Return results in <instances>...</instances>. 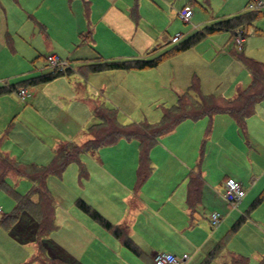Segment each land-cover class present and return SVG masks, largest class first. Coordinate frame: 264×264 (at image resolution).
<instances>
[{
    "label": "crops",
    "instance_id": "crops-1",
    "mask_svg": "<svg viewBox=\"0 0 264 264\" xmlns=\"http://www.w3.org/2000/svg\"><path fill=\"white\" fill-rule=\"evenodd\" d=\"M75 2L80 4L81 0H0L1 15H3L1 11H5H3L4 17H0V50L5 49V53L14 59V65L20 70L16 74H23L22 81L30 79V76L33 78L49 72H33L30 69L31 66H35L33 55L25 54L27 57H18L17 48L14 50L11 47L12 52L8 51L5 39L12 37L14 42L17 37L15 31L25 29V26L29 31L30 19L33 18L38 23L36 27L39 31L33 32L31 38L38 39L37 35H39L41 38L36 43L38 45L42 43V46L46 44L45 46L51 50L49 54L57 55L52 51L54 45L50 35L41 24H49V22H53L56 26L61 24L62 30L65 31V23L75 17L71 6ZM87 3L90 5L89 16L86 15L87 27L80 31L79 37L82 36L83 31L88 33L86 39L91 46L90 52H94L95 55L79 58L76 66L79 73L87 79H103L93 90L95 95L101 96V101L87 99L89 111L98 118L94 112L100 105L117 109L115 106L120 104V101L127 103L129 99L148 93L151 85L143 83L136 73H147L145 71L149 70L112 69L90 72L87 70V65L99 59L106 61L135 59L138 55L132 52L152 46L154 39L152 35H145V30L138 24L137 9L132 0H128L126 4H121V0H87ZM10 11L22 17V26L19 25L18 20H15L14 28L11 29ZM193 16L194 14L190 20ZM226 18H216L211 23L203 25L198 22L187 36ZM77 31L78 29L74 30L70 35L61 34V42L65 41L66 48L75 47L77 51L80 49L82 44L77 38ZM229 32L233 35L232 31ZM52 36L57 42L56 34ZM170 39L167 44L171 43ZM231 45H233L232 40L229 41V46ZM158 48L159 45H156L151 51L147 50V53L154 54ZM218 49L231 66H234V61L243 65L234 55L235 52H221L220 47ZM244 49V52L249 51L247 45ZM34 51L36 49L33 53ZM244 52L242 50L241 53L247 57L251 56ZM259 59L264 61V51H261ZM9 62L0 60V74H2L0 80L10 78L3 70ZM68 62L70 68L68 74H70L74 69L70 66L72 63L69 60ZM45 63L48 66L46 61ZM243 67L245 68L244 65ZM246 71L244 75L239 72L238 76L241 77L238 79L233 76L220 94L208 93L210 91L204 89L202 90L204 95L235 97L239 89L247 88L251 84L252 76L247 69ZM90 73H96L98 76H89ZM229 73L226 71V74ZM6 84L13 83H0V86ZM27 85L22 86L26 89L25 96L29 94ZM76 89L78 92L72 90L74 94H71V97L77 99V95L80 102L84 100L82 97L85 91L83 92L84 88L81 84ZM181 93H177V101ZM7 94L0 95V116L6 114L10 117L13 114L12 108L3 102L6 101L4 97ZM192 98L197 99L193 96ZM82 122L83 119L76 127L75 125L67 127L71 132L67 136H72L73 132H80L81 124L85 126L88 121ZM97 123L91 124L88 128ZM87 130L79 144L89 138ZM122 141L135 142L129 144L134 147L135 156H131L126 165L122 160L123 157L120 159L106 156V152L117 145L119 149H124L126 144H119L124 143ZM65 142L75 141L67 138L56 141L53 157L56 148ZM96 152L91 153L92 157L84 162L80 161L86 171V177H83L79 192L76 191L74 197L72 194L69 195L71 203L74 204L67 206L66 209L56 210V217L54 210V222L56 219L59 227L55 222L56 227L45 238L41 240L36 238L38 223L27 211H22L12 226L6 223L0 225V264H155L153 254L159 251L173 253L178 257L186 254L188 258L185 264H201L215 245L224 240L227 229L232 227L238 216L242 214L239 213V208L241 209L242 206L249 208L256 197L264 191V99L256 104L254 113L246 118L244 130L240 128L236 119L227 113L198 119H182L171 131L160 135L150 147L148 152L150 172L141 181L138 179L140 168L138 140L120 138L115 145L102 146ZM1 153L17 162L8 147L2 149ZM46 156L48 157L47 154ZM8 173L23 175L16 173L15 170ZM26 177L31 181L28 176ZM192 177L197 178L200 183L199 201L194 205L188 202ZM228 177L237 179L246 192L237 208H232L222 195L223 184ZM6 193L12 197L8 192ZM79 198L86 201L112 224L122 226L140 254H135L126 248L120 239L80 210L75 204ZM33 199L37 201V196ZM12 200L14 209L15 201L13 198ZM1 202L2 208L6 209L2 215H9L13 211V209L7 211L10 202L8 200ZM246 208L244 212L247 211ZM213 211L221 213L228 211L225 215L222 213V221L217 226H212L210 222V214ZM219 253L212 261L220 255ZM263 257L264 255L259 261ZM235 258L233 257V262Z\"/></svg>",
    "mask_w": 264,
    "mask_h": 264
},
{
    "label": "rangeland",
    "instance_id": "rangeland-1",
    "mask_svg": "<svg viewBox=\"0 0 264 264\" xmlns=\"http://www.w3.org/2000/svg\"><path fill=\"white\" fill-rule=\"evenodd\" d=\"M127 1L121 0V4H126ZM248 1L132 0L137 9L138 24L145 30V35H152L154 39L152 46L136 50L132 54L138 55L136 58L150 57L155 53L164 51V49H170L176 44H167L171 37L177 33H181V36L184 35L183 37H186L198 22L201 25L209 24L216 18H226L242 12H250L247 8ZM186 4L192 6L194 14L189 22H184L177 16V12ZM71 6L75 17L65 23V31L62 30L61 24L56 26L53 22H49V24L42 23L41 25L44 26V30L50 35L49 37L54 45L52 51L56 52L62 59L67 58L72 63L70 66L74 71L70 74L62 75L51 82L27 85L26 88L29 94L25 96V99L17 96V91L4 97L6 101L3 102L12 108L13 114L10 117L6 116V114H1L0 116V152L8 147L10 153L13 154L12 157L15 158L14 160L19 162L21 166L29 164L48 165L53 157L52 153L56 141L67 138L74 140L76 143L82 142L88 126L99 122L98 118L89 111L87 99L101 101V96L95 95L93 90L103 79H87L79 73L76 66L79 63L77 61L79 58H86L88 55H91L89 57H94L95 55L94 52H90L89 47L91 46L86 39L88 33L83 31V37H79L80 31L85 29V26L87 27L86 15L89 16L88 9L90 5L87 0H81L80 4L75 2ZM3 11L1 12L4 15ZM3 15L0 13V17H4ZM9 19L11 29L14 28L15 20L19 21L20 26L23 25L22 17L16 12L10 11ZM30 22L31 29L29 31L26 26L25 29L21 28L20 31H15L17 37L14 42L11 39L12 37L5 39L6 48L10 52H12L11 47L14 50L17 48V56L20 58L26 56L25 54L33 55L35 66L30 67L33 72H50L52 69L46 66L45 57L51 53V50L45 46L46 44L42 46V43L41 45L36 43L41 38L39 35H37L38 39L31 38V34L38 32L39 28L36 27L38 23L33 18L30 19ZM76 29H78L77 38L79 43L82 44L78 51L75 47L66 48L64 40L61 42V34L70 35ZM240 30L245 35L242 45L243 52L247 45L249 51L244 53L246 55L251 54V56H248L264 62L259 59L261 51H264V14L261 12L250 24H247L246 27L243 26ZM52 34H56L57 42ZM183 37H181L180 41ZM41 40L43 42V39ZM230 40L233 41V35L229 31L207 35L191 48L168 57L157 67L149 68V71H145L147 73H136L143 83H147L151 87L148 93L137 96L135 99H129L127 103L120 101L119 106L117 105L119 108L115 106L119 122L122 124L131 122L154 124L159 122L164 108L175 105L177 103V93L187 91L193 80L198 82L202 95H204L202 91L204 89L209 90L210 92L208 93L220 94V91L225 88L226 83L233 76L238 79L241 77V75L238 76L239 72H242L243 75L247 72L240 62L234 61V66H231L227 58L223 57L219 52V47L221 52H242V50L238 51L235 45L229 46ZM156 45H159L157 51L154 54H148L147 50L151 51ZM35 49L36 51L33 53ZM12 59L11 56L5 53V49L0 50V60L9 62ZM14 64L15 61L13 59L4 67V74H9L10 78H4L5 80H0V83L18 84L23 80V74H16L20 70ZM226 71L230 73L226 74ZM89 76L98 75L90 73ZM80 84L84 88L83 92L85 91V94L82 97L84 100L79 102V97L76 95L77 99H75V97H71V94H74L72 90L76 93L78 92L76 88ZM195 95L194 92L191 93V96L198 99V96ZM32 103H34V106ZM190 103L191 99H183V104L187 105ZM82 119L84 120L82 123L88 122L85 126L81 124L80 132H73L72 136H67L68 133H71L70 128L68 129L67 127L71 125L76 127ZM56 138L58 140H55ZM122 142L124 143L119 144H126L124 149H119V145H117L107 151L106 156L120 159L123 157L124 159L122 160L125 161L126 165L130 157L135 156L134 147L129 145L135 144V142ZM112 145H115V143ZM91 157V153H84L80 155V161L83 160L82 162H84V160ZM5 182L20 194L26 193L32 187L31 181L26 176H17L14 173H7ZM82 183L83 178L79 175V165L76 162L70 163L61 175L50 174L47 177L46 186L55 207V217L56 210L66 209L67 206L74 204V202L71 203L69 195L72 194L74 197L75 192H79V186ZM2 200L10 202L9 210L7 211H11L14 206V203H11V201L13 202L12 197L4 189L0 188V209L2 212H6V209L2 208ZM243 207L239 208V213L245 214L246 219L236 231H232L231 226L227 229L220 255L211 264H236L233 262V257L245 258L248 264H259V259L264 255V198L252 210L244 212L247 206ZM219 213L225 215L228 211ZM55 222L59 227L56 219Z\"/></svg>",
    "mask_w": 264,
    "mask_h": 264
},
{
    "label": "trees",
    "instance_id": "trees-1",
    "mask_svg": "<svg viewBox=\"0 0 264 264\" xmlns=\"http://www.w3.org/2000/svg\"><path fill=\"white\" fill-rule=\"evenodd\" d=\"M264 10H256L245 13H239L226 19L219 20L210 25L191 33L170 49H165L161 53L151 58H135L127 60H101L87 65L90 72H100L104 70L123 69V70H143L157 67L162 61L185 51L203 39L205 36L220 32L234 31L238 28L245 27ZM234 55L243 63L245 68L252 76L251 84L244 89H239L233 98H223L218 95H202L199 90V84L193 80L187 91L178 95V101L175 105L164 108L161 120L151 124L148 122H131L122 124L117 119V110L100 105L95 109V114L100 122L88 128L89 138L79 144L75 142H65L60 144L54 153L52 162L46 166L29 164L21 166L18 162L0 152V188L8 192L15 201L13 211L6 216H2L0 225L14 224L22 211H27L38 223L36 238H45L55 227L53 201L46 186V179L50 174L61 175L64 169L73 162L79 165V175L81 178L86 177V171L81 165L80 155L84 153H94L100 147L117 142L120 138L136 139L140 146V168L138 179L140 181L150 172L148 152L150 147L155 143L160 135L171 131L178 122L185 118L198 119L203 116H212L218 113H227L233 116L238 125L244 130V123L248 116L254 113L256 104L264 99V63L249 58L241 52H235ZM70 68L67 67L61 71H51L37 77L21 81L16 84H6L0 86V95L19 91L24 85H36L50 82L59 76L68 74ZM21 87V88H20ZM25 89V88H24ZM194 92L198 99H193L191 93ZM191 99L190 104H183V99ZM21 167V168H20ZM15 170L18 174L28 176L33 188L26 194H19L10 185L5 182V175L9 171ZM200 183L197 178H190V187L188 191V202L194 205L199 201ZM37 196V201L33 197ZM264 198V191L256 197L247 211L254 209ZM76 206L98 222L103 228L109 230L113 236L120 239L123 245L134 252L140 254L137 246L132 239L124 232L120 225L112 224L104 218L96 209L90 206L83 199H77ZM246 211V212H247ZM246 219L242 214L232 225L231 230L236 231L240 224ZM224 240L219 242L208 254L201 264H210L212 259L224 246ZM234 262L239 264H248L245 258H235ZM264 264V257L259 261Z\"/></svg>",
    "mask_w": 264,
    "mask_h": 264
},
{
    "label": "built area",
    "instance_id": "built-area-1",
    "mask_svg": "<svg viewBox=\"0 0 264 264\" xmlns=\"http://www.w3.org/2000/svg\"><path fill=\"white\" fill-rule=\"evenodd\" d=\"M247 8L251 11L256 10H264V0H249L247 3ZM193 15V10L191 5H185L179 12L178 16L184 22H189L190 18ZM181 34H176L171 37V43H177L181 39ZM245 35L240 30V28L236 29L233 34V45L236 46L238 51L242 50V45L244 41ZM234 46V47H235ZM45 61L47 62L48 66L53 71H61L65 68L69 67V62L66 59L60 58L56 54H49L45 57ZM20 98H24L26 95V89H20L17 92ZM224 191H223V198L224 200L232 207L237 208L240 202L243 200L246 192L243 185L235 178L228 177L224 181ZM1 209H0V220H1ZM222 221V215L218 211H213L210 214V222L212 226H217ZM188 256L184 254L181 257L176 256L173 253L159 251L153 254V260L155 264H185L186 259Z\"/></svg>",
    "mask_w": 264,
    "mask_h": 264
}]
</instances>
